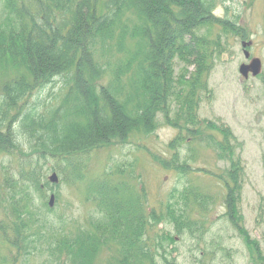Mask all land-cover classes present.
<instances>
[{
    "label": "trees",
    "instance_id": "obj_1",
    "mask_svg": "<svg viewBox=\"0 0 264 264\" xmlns=\"http://www.w3.org/2000/svg\"><path fill=\"white\" fill-rule=\"evenodd\" d=\"M3 1L10 17L0 24V154L18 158L14 165L0 157V206L6 207L0 236L9 250L0 254V264H15L33 251L34 195L49 185L43 160H52L62 180L74 185L83 180L86 155L131 135L152 134L159 116L177 130L168 143L171 156L158 160L162 167L194 172L181 151L204 140L227 163L213 174L225 188L226 217L246 241L251 263L264 264L239 211L241 143L229 126L198 113L214 51L198 30L233 26L214 15L213 0ZM175 60L183 64L177 75ZM56 79L63 83L59 100L45 103L40 92ZM129 190L123 181L105 177L88 183L86 199L102 217L93 225V237L66 244L78 259L73 264H88L97 246L113 239L121 252L116 264H170L178 235L193 236L203 228L188 200L203 212L212 199L185 187L176 197L174 190L158 211L146 213L145 198ZM161 222L173 230L151 235Z\"/></svg>",
    "mask_w": 264,
    "mask_h": 264
},
{
    "label": "rangeland",
    "instance_id": "obj_2",
    "mask_svg": "<svg viewBox=\"0 0 264 264\" xmlns=\"http://www.w3.org/2000/svg\"><path fill=\"white\" fill-rule=\"evenodd\" d=\"M213 2L214 15L228 19L233 26L224 29L217 24H208L198 30L199 35L209 40L210 49H214L207 77L208 92H201L198 113L202 118L229 126L241 143L236 150L244 165L239 211L244 228L264 255V0ZM9 17L4 1L0 0V24H5ZM243 42H249V45L243 47ZM244 49L249 52L248 58L244 56ZM253 57L261 60V71L256 76L249 73L248 78H243L238 71L239 65L249 63ZM182 69L183 64L175 60V74ZM3 76L0 73V79ZM62 84L61 79H56L40 92L41 99L55 104L61 95ZM158 122L157 129L148 136L131 135L125 142L91 151L81 166L83 180L74 185L62 180L52 160H43L44 179L49 185L43 187L42 193L35 191L34 195L31 214L35 235L33 251L28 256H19L15 264L78 262L66 244H71L74 239L93 237V225L102 215L96 205L86 199V188L90 181L102 177L113 182L121 180L130 186L132 196H143L146 213L151 209L158 211L174 190L176 197L185 187L212 197L203 212L197 211L192 199L188 200L193 217L204 222L203 228L196 229L193 236L188 231L178 235L175 249L171 251L174 247L170 246L168 250L171 251L168 255L170 264H252L248 246L226 217L224 185L213 176L227 163L219 160L216 150L204 140L192 144L189 149L185 145L181 151L194 172L182 175L162 167L158 160L171 156L168 143L177 130L166 125L161 116ZM0 157L15 165L18 154H0ZM52 172L57 174V182H50L48 177ZM51 194L54 195L52 207L48 205ZM5 215L6 207L0 206V217ZM163 228L173 230L172 225L161 222L149 233L155 235ZM8 252L0 236V254ZM120 254L118 242L108 240L97 246L88 264H116Z\"/></svg>",
    "mask_w": 264,
    "mask_h": 264
},
{
    "label": "water",
    "instance_id": "obj_3",
    "mask_svg": "<svg viewBox=\"0 0 264 264\" xmlns=\"http://www.w3.org/2000/svg\"><path fill=\"white\" fill-rule=\"evenodd\" d=\"M247 45H249V42H243L242 43L243 47H246ZM243 53H244L245 58L249 57V52L247 50L244 49ZM238 71H239V74H241V76L243 78H248L249 73L252 76H256L261 71V60L257 57H253L250 59L249 63L240 64ZM48 178H49L50 182H57L58 181V177H57V174L55 172H52ZM53 202H54V195L51 194L49 197L48 205L50 207H52Z\"/></svg>",
    "mask_w": 264,
    "mask_h": 264
},
{
    "label": "flooded vegetation",
    "instance_id": "obj_4",
    "mask_svg": "<svg viewBox=\"0 0 264 264\" xmlns=\"http://www.w3.org/2000/svg\"><path fill=\"white\" fill-rule=\"evenodd\" d=\"M248 234H249V233H248ZM249 237H250V235H249ZM250 239H251V240H254V239H253V238H251V237H250ZM243 240H244V239H243ZM244 241H245V240H244ZM254 241H255V240H254ZM255 242H256V241H255ZM245 243H246V241H245ZM256 243H257V242H256ZM246 245H247V243H246ZM247 246H248V245H247ZM257 248H258V250L261 252V250H260V248H259L258 244H257Z\"/></svg>",
    "mask_w": 264,
    "mask_h": 264
}]
</instances>
